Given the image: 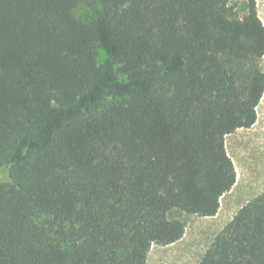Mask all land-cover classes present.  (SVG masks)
I'll return each mask as SVG.
<instances>
[{
	"label": "trees",
	"instance_id": "obj_1",
	"mask_svg": "<svg viewBox=\"0 0 264 264\" xmlns=\"http://www.w3.org/2000/svg\"><path fill=\"white\" fill-rule=\"evenodd\" d=\"M263 56L257 0H0V264H147L215 215ZM198 264H264V191Z\"/></svg>",
	"mask_w": 264,
	"mask_h": 264
},
{
	"label": "rangeland",
	"instance_id": "obj_2",
	"mask_svg": "<svg viewBox=\"0 0 264 264\" xmlns=\"http://www.w3.org/2000/svg\"><path fill=\"white\" fill-rule=\"evenodd\" d=\"M259 15L264 22V0H257ZM105 51L98 50V61L105 58ZM264 69V56L261 59ZM258 118L251 127H240L226 136V146L233 158L237 180L233 188L220 201L215 215L202 216L180 210L171 216L186 222V230L179 240L162 245L153 243L147 264H198L216 235L250 199L264 191V94L257 107ZM7 178L5 171L0 179Z\"/></svg>",
	"mask_w": 264,
	"mask_h": 264
}]
</instances>
